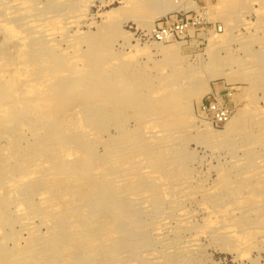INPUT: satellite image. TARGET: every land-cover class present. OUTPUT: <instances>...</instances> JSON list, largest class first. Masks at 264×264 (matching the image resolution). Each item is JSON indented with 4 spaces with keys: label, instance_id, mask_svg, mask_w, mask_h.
<instances>
[{
    "label": "rangeland",
    "instance_id": "1",
    "mask_svg": "<svg viewBox=\"0 0 264 264\" xmlns=\"http://www.w3.org/2000/svg\"><path fill=\"white\" fill-rule=\"evenodd\" d=\"M188 1L156 17L163 0H0V84L17 78L16 89L9 85L7 91L23 99L18 118L0 127V172L7 170L0 204L9 219L0 231L5 264H264V0ZM175 15L186 20L179 37L149 38L152 21ZM4 24L22 34H9ZM53 24L55 39L36 28L51 25V31ZM85 81L102 82V90L94 86L98 96L91 93L92 101L73 111L77 116L44 118L41 109L58 87L69 94ZM211 92L230 93L232 114L225 123H213L200 110ZM233 117L239 119L223 136L204 134V122L222 132ZM65 151L72 154L65 157ZM16 172L31 175L10 189L4 182ZM155 191L162 196L149 194ZM119 211L125 215L101 221ZM158 222L165 223L160 230ZM192 238L193 246L187 242Z\"/></svg>",
    "mask_w": 264,
    "mask_h": 264
},
{
    "label": "bare ground",
    "instance_id": "2",
    "mask_svg": "<svg viewBox=\"0 0 264 264\" xmlns=\"http://www.w3.org/2000/svg\"><path fill=\"white\" fill-rule=\"evenodd\" d=\"M10 1V0H9ZM160 1V0H159ZM162 1V0H161ZM164 2H162V4L160 5V8L158 7V11H157V16L156 17H159V16H162V15H165L166 13H168V12H170V11H173V10H181L182 8H185L186 6H187V2L189 3V1L188 0H163ZM191 1V0H190ZM1 2H2V0H1ZM14 2V1H13ZM18 2V1H17ZM22 2V1H21ZM26 2H27V0H26ZM3 3H5V2H3ZM2 3V4H3ZM19 3H20V1H19ZM8 4V3H7ZM6 4V5H7ZM13 4V3H12ZM24 4H26V3H24ZM28 4V3H27ZM14 5H15V3H14ZM27 6V5H26ZM71 6V5H70ZM80 6V5H79ZM5 7V6H4ZM25 7V6H24ZM6 8V7H5ZM5 8H3L4 10H5ZM7 8H8V6H7ZM13 8V7H12ZM17 8V7H16ZM16 8H13L12 9V12H13V10L14 9H16ZM23 8V7H22ZM32 8V7H31ZM79 8V7H78ZM2 9V10H3ZM9 9H11V7L9 8ZM19 9V8H18ZM72 9V8H71ZM82 9V8H81ZM29 10V9H28ZM27 10V11H28ZM69 10V9H68ZM7 11V10H6ZM70 11V10H69ZM9 12V11H8ZM15 12V11H14ZM24 12V11H23ZM2 13V12H1ZM30 13V12H29ZM40 13V12H39ZM6 14V13H5ZM22 14V13H21ZM24 14H26V13H24ZM36 14V13H35ZM34 14V15H35ZM36 15H41V14H36ZM48 15V14H47ZM1 16V15H0ZM26 16V15H25ZM29 16V15H28ZM41 16H43V15H41ZM49 16V15H48ZM51 16V15H50ZM49 16V17H50ZM6 17V16H5ZM9 17V16H8ZM21 17V16H20ZM23 17V16H22ZM45 17V16H44ZM56 17V16H55ZM1 18V17H0ZM12 18V17H11ZM24 18H26V17H24ZM30 18V17H29ZM39 18V17H38ZM46 18V17H45ZM51 18V17H50ZM54 18V17H53ZM22 19V18H21ZM26 19H28V18H26ZM35 19V18H34ZM34 19H31L32 21L34 20ZM41 19V18H40ZM52 19V18H51ZM56 19V18H55ZM9 20V19H8ZM31 20H29V22H31ZM42 20H44V18L42 19ZM53 20V19H52ZM57 20H58V18H57ZM10 21V20H9ZM11 21H12V19H11ZM17 21V20H16ZM23 21V20H22ZM22 21H21V23H22ZM25 21V20H24ZM35 21V20H34ZM45 21V20H44ZM47 22H48V18H47V20H46ZM51 21V20H50ZM56 20H53L52 21V23H54ZM1 22V21H0ZM29 22H28V25H29ZM59 22H61V21H59ZM153 22V21H152ZM150 23V25H149V30H151L152 29V26H153V24H154V22L153 23ZM7 23V22H6ZM11 23V22H10ZM33 23V24H32ZM31 24L32 25H35V23L34 22H32ZM46 23V22H45ZM49 23V22H48ZM47 23V24H48ZM52 23H51V25H52ZM0 24H2V23H0ZM15 24V23H14ZM19 24V23H18ZM27 24V23H26ZM25 24V25H26ZM50 24V23H49ZM55 24V23H54ZM54 24H53V26H52V29H51V31L50 30H48V28H49V26H51V25H47V28L44 26V25H37V27L36 28H39L38 29V31H39V33L40 32H43V34L45 35V36H49V37H53L52 36V34H53V32H57V31H54V29H57L58 27H56L57 26V24H55L56 26H54ZM63 24V23H62ZM67 24V23H66ZM3 25V24H2ZM5 25V27H6V25L7 24H4ZM11 25V24H10ZM22 25V24H21ZM21 25L19 26V27H21ZM24 25V24H23ZM23 25H22V27H23ZM59 25V24H58ZM18 26V25H17ZM36 26V25H35ZM12 27H13V25H12ZM34 27V26H33ZM54 27H56V28H54ZM62 27V26H61ZM7 29H8V32H10L9 34H12V35H14V36H17V34L18 33H20L21 31H18V29L16 28V27H13V28H11V27H6ZM30 28H32V27H30ZM51 28V27H50ZM49 28V29H50ZM68 28V27H67ZM7 29H5V30H7ZM20 29V28H19ZM59 29H61L60 28V26H59ZM66 29V28H65ZM64 29V30H65ZM23 30H24V28H23ZM26 30V29H25ZM28 30H30L29 28H28ZM35 30V29H34ZM62 31V30H61ZM12 32V33H11ZM37 32V31H36ZM59 33H61V32H59ZM69 33V32H68ZM67 33V35H65L66 37L67 36H69V34ZM22 33H20V35H21ZM57 34V33H56ZM64 34V33H63ZM18 36H19V34H18ZM56 36V35H55ZM10 37V36H9ZM25 38V37H24ZM54 39H55V37H53ZM52 38V39H53ZM71 38V37H70ZM16 39V38H15ZM29 39V38H28ZM45 39V38H44ZM52 39H49V41H51ZM68 39V38H67ZM94 39V38H93ZM99 39V38H98ZM18 40V39H17ZM27 40V39H26ZM25 40V41H26ZM48 40V39H47ZM24 41V42H25ZM30 41V40H29ZM32 41V40H31ZM44 41V40H43ZM48 41V42H49ZM59 41V40H58ZM65 41H67V40H65ZM21 42V41H20ZM40 42V41H39ZM52 42H54V41H52ZM62 42V41H61ZM60 42V43H61ZM32 43V42H31ZM41 43V42H40ZM44 43H46V42H44ZM72 42H70V44H71ZM91 42H89V44H90ZM178 43V42H177ZM22 44H23V42H22ZM25 44V43H24ZM24 44H23V46H24ZM47 44V43H46ZM69 44V43H68ZM27 45H29V44H27ZM61 45V44H60ZM154 45H156V44H154ZM21 46V45H20ZM46 47H47V45H45ZM57 46V45H56ZM62 46V45H61ZM69 46V45H68ZM67 46V47H68ZM90 46H92V45H90ZM99 46V49H100V45H98ZM162 47V45H156V47ZM55 47V46H54ZM165 46H163V48H164ZM48 48V47H47ZM69 48H71V47H69ZM91 48V47H90ZM95 48V47H94ZM158 48V49H159ZM163 48L161 49V50H163ZM56 49H57V47H56ZM92 49V48H91ZM90 49V50H91ZM38 50V49H37ZM165 50H166V47H165ZM40 51V50H39ZM41 51H43V50H41ZM64 51V50H63ZM68 51V50H67ZM159 51H160V49H159ZM158 51V52H159ZM164 51V50H163ZM162 51V52H163ZM166 51H168V50H166ZM165 51V52H166ZM83 52V51H82ZM95 52V51H94ZM96 52H98L99 53V50L98 51H96ZM161 52V53H162ZM32 53V52H31ZM37 53V52H36ZM42 53V52H41ZM43 54H44V52H43ZM47 54V53H46ZM76 54V53H75ZM79 54V53H78ZM52 55V54H51ZM54 55V54H53ZM67 55V54H66ZM65 55V56H66ZM69 55V54H68ZM70 55H72V54H70ZM100 55V54H99ZM40 56H41V54H40ZM80 56H81V53H80ZM79 56V57H80ZM86 56V55H85ZM32 57V56H31ZM30 57V58H31ZM45 57V56H44ZM51 57V56H50ZM67 57H69V56H67ZM71 57H73V56H71ZM70 57V58H71ZM82 57H84L83 55H82ZM33 58V57H32ZM40 58V57H39ZM66 58V57H65ZM69 58V59H70ZM88 58V57H87ZM99 58V57H98ZM18 59V58H17ZM16 59V60H17ZM20 60H21V57L19 58ZM45 60H46V58H44ZM44 59H43V61H44ZM69 59L67 60V62L69 61ZM75 59H77V58H75ZM81 58H79V60H80ZM83 59V58H82ZM85 59V58H84ZM1 60V59H0ZM19 60V61H20ZM42 60V59H41ZM41 60H39V61H41ZM50 60V59H49ZM66 60V59H65ZM90 61H91V58L89 59ZM36 61V60H35ZM34 61V62H35ZM43 61H41V62H43ZM51 61H52V59H51ZM55 61V60H54ZM73 61V60H72ZM82 61H84V60H82ZM86 61H87V59H86ZM85 61V62H86ZM97 61H98V59H97ZM34 62H32V63H34ZM45 63H46V61H44ZM59 62V61H58ZM66 62V61H65ZM85 62H83L84 64H85ZM99 62H100V60H99ZM1 63V62H0ZM20 62H18V64H19ZM26 63V62H25ZM27 63H28V60H27ZM51 63H53V61L51 62ZM78 63V62H77ZM82 63V64H83ZM4 64V63H3ZM6 64V63H5ZM4 64V65H5ZM16 64V63H15ZM21 64V63H20ZM20 64H19V66H20ZM24 64V63H23ZM23 64H21V65H23ZM31 64V63H30ZM68 64V63H67ZM74 64H76V63H74ZM73 64V65H74ZM83 64V65H84ZM94 64V63H93ZM27 65V64H26ZM29 65V64H28ZM33 65V64H32ZM48 65V64H47ZM52 65V64H51ZM77 65V64H76ZM88 65V64H87ZM86 65V66H87ZM13 66V65H12ZM15 66V65H14ZM17 66V65H16ZM19 66H17V67H19ZM63 66H64V63H63ZM91 66H92V64H91ZM93 66H95V65H93ZM0 67H1V65H0ZM5 66H3V68H2V70L4 69H6V68H4ZM8 67V66H7ZM17 67H15V69L17 68ZM33 67V66H32ZM35 67L36 68H38L36 65H35ZM34 67V68H35ZM44 67V66H43ZM46 67H48V66H46ZM66 66H64V68H65ZM68 67V66H67ZM69 67H71V66H69ZM89 67V66H88ZM20 68V67H19ZM22 68H23V66H22ZM35 68V69H36ZM50 68V67H49ZM52 68V67H51ZM55 68V67H54ZM61 68V67H60ZM82 68V67H81ZM92 68H94V70H97L96 68H97V66H95V67H92ZM1 69V68H0ZM39 69V68H38ZM38 69H36V70H38ZM67 69V68H66ZM69 69V68H68ZM73 69H74V66H73ZM72 69V70H73ZM77 69V68H76ZM3 70V71H4ZM20 69H18V71H19ZM33 71H34V69H32ZM41 70V69H40ZM99 71H100V69H98ZM97 70V71H98ZM1 71V70H0ZM1 72V75H2V73H4V72ZM8 71H9V68H8ZM39 71V70H38ZM37 71V72H38ZM42 71V70H41ZM43 71H45V69H43ZM46 71H48V70H46ZM53 71V70H52ZM55 71V70H54ZM82 71V70H81ZM80 71V72H81ZM84 71H86V70H84ZM6 72V71H5ZM13 72V71H12ZM11 72V73H12ZM49 72V71H48ZM71 72H73V71H71ZM11 73H9V74H11ZM19 73H20V71H19ZM29 73V72H28ZM43 73V72H42ZM46 73V72H45ZM60 73V72H59ZM61 73H63V72H61ZM75 73V72H74ZM82 73H83V71H82ZM96 73V72H95ZM6 74V73H5ZM30 74H32V73H30ZM38 74V73H37ZM37 74H35L34 73V75H37ZM50 74V73H49ZM84 74V73H83ZM6 75H8V74H6ZM20 76H21V73L19 74ZM39 75H41V74H39ZM42 75H44V74H42ZM46 75V74H45ZM44 75V76H45ZM70 75V74H69ZM72 75V74H71ZM95 75V74H94ZM9 76V75H8ZM18 76V75H17ZM38 76V75H37ZM36 76V77H37ZM49 76H51V74L49 75ZM53 76V75H52ZM62 76H65V75H61V77ZM90 76H92L91 74H90ZM89 76V77H90ZM97 76V75H96ZM14 77V76H13ZM88 77V78H89ZM93 77V76H92ZM98 77H100V76H98ZM1 78V77H0ZM19 78H23V77H19ZM27 78V77H26ZM29 78V77H28ZM32 78H34V77H32ZM38 78V77H37ZM43 78V77H42ZM49 78V77H48ZM55 78V77H54ZM81 78H83L82 76H81ZM88 78H87V80H88ZM94 78V77H93ZM25 79V78H24ZM24 79L22 80V81H24ZM30 79V78H29ZM47 79V78H46ZM50 79V78H49ZM49 79H47V81L49 80ZM65 79H67L66 77H65ZM64 79V80H65ZM99 79V78H98ZM11 80H13L11 83H7L6 85L5 84H0V127L2 126V125H8V123H9V121L11 120V119H14L15 120V117H16V119L18 118V115H19V113H20V110H21V108H20V102H21V99H22V97H20V98H18V97H15V99H12L11 97L12 96H9V94L10 93H8V87H9V85L12 87V89H16L15 87H17V83L20 81H18L17 80V78H14V79H11ZM28 80V79H27ZM31 80V79H30ZM37 80V79H36ZM43 80H44V78H43ZM55 80V79H54ZM75 80V79H74ZM32 82L34 81V80H31ZM30 81V82H31ZM56 81V80H55ZM59 81V80H58ZM61 81H62V78H61ZM66 81V80H65ZM92 81V80H91ZM96 81V80H95ZM95 81H93V82H95ZM98 81V80H97ZM96 81V82H97ZM99 81H100V79H99ZM98 81V82H99ZM109 81V80H108ZM114 81V80H113ZM115 81H116V79H115ZM125 81H127V80H125ZM1 82V81H0ZM5 82V81H4ZM41 82H43V81H41ZM46 82V81H45ZM86 83V81H85V85L82 87V88H78L77 90H75L74 92H70L69 91V94H65L64 93V87L63 88H59L58 87V89L57 88H55V86L53 87L52 85V87L53 88H55V89H57L56 91V94L54 93V94H51V96L52 97H44V95H42V94H44L43 92L42 93H38L40 90L38 89V88H41L42 89V87L40 86V85H38L37 83H39L40 84V81L39 80H37V85L38 86H36V84H34L36 87H38V88H36V89H38L39 91H37V94H41L45 99L47 98H49L48 99V101H47V103H46V105H44V103H40L41 101H40V96H38V98H35V102H37L38 103V101H40L39 103L41 104V105H44V107L45 108H42L41 109V111H42V115L44 116V118H45V116L47 117V115L48 116H57L58 117V115H64L66 118L67 117H70L71 115H73L74 114V112L73 111H76L77 110V108L78 107H83V106H81L85 101L88 103V102H90V100L92 101V98H94V96L92 97L91 95H94L95 93H94V91H96V90H94V91H92V89L94 88V86H96L94 83ZM95 82V83H96ZM22 83V82H21ZM73 83V82H72ZM71 83V84H72ZM83 83H81V85H83ZM25 84H27V82L25 83ZM25 84H23V86H25ZM76 84V83H75ZM77 84H78V82H77ZM97 84V83H96ZM20 85V84H19ZM28 85V84H27ZM26 85V86H27ZM33 85V86H34ZM43 85V84H42ZM66 85V84H65ZM104 85V84H103ZM129 85V84H128ZM21 86V89H22V84L20 85ZM25 86V87H26ZM76 86V85H75ZM79 86V85H78ZM110 86V85H109ZM31 88L32 86H27L26 88ZM71 87V86H70ZM101 87H102V82L99 84V85H97L96 87H95V89L96 88H98V89H100V90H102L101 89ZM25 88V89H26ZM32 88H34V87H32ZM34 88V89H35ZM67 88H69V87H67ZM72 88V87H71ZM73 88H74V86H73ZM112 88V87H111ZM115 89H116V87H114ZM120 88V87H119ZM130 88V87H129ZM19 89V88H18ZM34 89H32V91L31 90H29V91H31V92H33V90ZM44 89V88H43ZM42 89V90H43ZM75 89V88H74ZM115 89H113V90H115ZM27 89H26V91H28ZM67 90H70V88L69 89H67ZM66 90V91H67ZM104 90H106V89H104ZM112 90V89H111ZM110 90V91H111ZM112 90V91H113ZM117 90V89H116ZM15 91V90H14ZM28 91V92H29ZM44 91L46 92V88L44 89ZM49 91V90H48ZM102 92V91H101ZM109 92V91H108ZM113 92H115V91H113ZM30 93V92H29ZM91 93H94V94H91ZM106 93V92H105ZM112 94V92H109L108 93V95L107 96H109V94ZM116 93H118V92H116ZM201 95L199 96V97H201L202 96V93L203 92H199ZM82 94V95H81ZM114 94V93H113ZM112 94V95H113ZM118 94H120V92L118 93ZM118 94L116 95V96H118ZM32 95H33V93H32ZM31 95V96H32ZM35 95V94H34ZM47 95V94H46ZM48 95H50V94H48ZM55 97H54V96ZM95 95H97V94H95ZM17 96V95H16ZM98 96V95H97ZM116 96H115V98H116ZM92 97V98H91ZM123 97H124V95H123ZM25 98H27L26 96H25ZM44 98L42 99V101L44 100ZM46 99V100H47ZM111 99V98H110ZM113 99H114V96H113ZM119 99H120V97L118 96L117 97V102L119 101ZM23 100V99H22ZM94 100V99H93ZM96 100V99H95ZM94 100V101H95ZM122 100V98L120 99V101ZM26 101V100H25ZM34 102V103H35ZM44 102V101H43ZM31 103V102H30ZM29 103V104H30ZM119 103V102H118ZM25 104V103H24ZM28 104V105H29ZM33 104V103H32ZM36 104V103H35ZM34 104V105H35ZM86 105V104H85ZM85 105H84V107H85ZM95 105V104H94ZM24 106V105H23ZM30 106V105H29ZM33 106V105H32ZM36 106V105H35ZM39 106V105H38ZM93 106V105H92ZM40 107V106H39ZM20 108V109H19ZM33 107H31V109H32ZM94 108V107H93ZM36 109V108H35ZM38 109V108H37ZM40 109V108H39ZM81 109V108H80ZM79 110V109H78ZM86 110V109H85ZM40 111V112H41ZM94 111V110H93ZM22 112H23V110H22ZM26 112H27V110H26ZM32 112H34V110L32 111ZM39 112V111H38ZM81 112H84V110H81ZM44 113V114H43ZM60 113V114H59ZM88 113V112H87ZM36 114V113H35ZM38 114V113H37ZM79 114V113H78ZM41 114H39V116H40ZM75 115V114H74ZM88 115V114H87ZM38 116V115H37ZM39 116H38V118H39ZM42 116V117H43ZM75 116H77V113H76V115ZM75 116H72V117H75ZM21 117H23V116H20L19 118H21ZM55 118V117H54ZM46 119V118H45ZM50 118H48L47 120H49ZM76 119V118H75ZM235 118L233 117L232 118V120L231 121H229L228 123H227V125H226V128L224 129V131H222V132H215L216 130H212L211 128H210V126H209V124L207 123V122H204L203 123V126H204V128L205 129H203V132H204V134H206L208 137H210L211 136V138L212 137H217L218 135H220V136H223V134L225 133V132H227L228 133V130L230 129H232V125H233V123H234V121H237L236 119L234 120ZM42 120V119H41ZM19 121V120H18ZM21 121H22V119H21ZM52 121V120H51ZM58 122L56 123L54 120L52 121V123H56L57 125H58V123H59V120H57ZM63 122V120H60V123H62ZM67 120H65V122H66ZM11 122H12V120H11ZM37 122V121H36ZM18 123V122H17ZM21 123V122H20ZM23 123V122H22ZM40 123V122H39ZM44 123V121L42 122V124ZM51 123V124H52ZM59 123V124H60ZM72 123H73V121H72ZM25 124V123H24ZM37 124V123H36ZM41 124V125H42ZM44 124H47V122H45ZM50 124V122L47 124V125H49ZM65 124V123H64ZM41 125H39L40 127H41ZM61 125V124H60ZM101 125V124H100ZM11 126V125H10ZM37 126V125H36ZM234 126V125H233ZM5 127H7V126H5ZM50 127V126H49ZM231 127V128H230ZM47 128V127H46ZM55 128H56V125H55ZM55 128H54V130H55ZM64 128H66V129H68L67 127H63V129ZM235 128V127H234ZM6 129V128H5ZM9 129V128H8ZM14 129V128H13ZM12 129V130H13ZM22 129V128H21ZM28 129V128H27ZM26 129V130H27ZM30 129V128H29ZM61 130H62V128H60ZM56 130H57V128H56ZM5 131V130H4ZM33 131H34V129H33ZM40 131V130H39ZM52 131V130H51ZM57 131H59V129L57 130ZM19 132V131H18ZM35 133V132H34ZM230 133V132H229ZM18 134V133H17ZM53 134L54 133H52L51 135L53 136ZM226 134V133H225ZM20 134H18V137H20L19 136ZM51 135H50V137H51ZM62 135V134H61ZM64 135V134H63ZM11 136V135H10ZM228 136V135H227ZM63 137V136H62ZM66 137V136H65ZM16 138H17V136H16ZM53 138V137H52ZM1 139V138H0ZM40 139V138H39ZM41 139H42V137H41ZM49 139V138H48ZM66 139V138H65ZM7 140V139H6ZM44 140V139H43ZM42 141V140H41ZM49 141V140H48ZM9 142V141H8ZM11 142V141H10ZM13 142V141H12ZM61 142V141H60ZM44 144H46V143H44ZM44 144H42V145H44ZM18 145V144H17ZM38 146V145H37ZM39 149V148H38ZM17 150V149H16ZM40 150H42V148L40 149ZM58 151V150H57ZM18 152V151H17ZM19 153V152H18ZM37 153V152H36ZM72 153H70V152H68V151H65L64 152V156L65 157H69V155H71ZM63 155V154H62ZM255 156H257V155H255ZM257 158V157H256ZM22 161V160H21ZM258 163V162H257ZM24 164V163H23ZM34 165V164H33ZM73 167V166H72ZM25 169H27V168H25ZM24 169V170H25ZM23 170V171H24ZM29 170V169H28ZM72 170V169H71ZM6 171L7 170H4V171H1L0 173H1V177L3 176V175H5L6 174ZM9 171V170H8ZM16 171H17V169H16ZM20 171V170H19ZM262 171H264V170H262ZM47 172V171H46ZM49 173V172H48ZM260 173V172H259ZM14 174V173H13ZM16 174L17 175H15V178H13V177H11V178H6V182H4L6 185H8L7 187H9L10 189L12 188V186H16L15 185V183L17 182H20V181H22V180H19V179H22V178H25V180H26V178L28 177V176H30L31 174H29L27 177H25V175H24V177H23V174L21 173V172H19V173H17L16 172ZM18 174H20V175H18ZM24 174H26V173H24ZM101 174V173H100ZM36 175V174H35ZM39 175V174H38ZM102 175V174H101ZM11 176H13L12 174H11ZM41 176V175H40ZM131 176V175H130ZM262 176V175H261ZM5 177V176H4ZM10 177V176H9ZM34 177V176H33ZM36 177V176H35ZM117 177V176H116ZM16 178H18V179H16ZM29 178V177H28ZM52 178V177H51ZM1 179H3V177L2 178H0V181H1ZM41 179V178H40ZM98 179V178H97ZM111 179V178H110ZM115 180V178L112 180V182ZM117 180V179H116ZM121 180V179H120ZM185 180V179H184ZM263 180V179H262ZM181 181V180H180ZM7 182H8V184H7ZM110 182V181H109ZM116 182V181H115ZM118 182V181H117ZM261 182V181H260ZM2 183V182H1ZM24 183V182H23ZM94 183V182H93ZM55 184V183H54ZM63 184V183H62ZM182 184V183H181ZM18 185H19V183H18ZM70 185V184H69ZM112 185V184H111ZM183 185V184H182ZM60 186V185H59ZM64 186L67 188L66 190L68 191V192H76V194H78V191H77V188H74L72 185H70V186H72V187H69V189H68V186H66L65 184H64ZM64 187V188H65ZM0 188H2V187H0ZM32 188V187H31ZM36 188V187H35ZM62 188V187H61ZM80 188V187H79ZM78 188V189H79ZM177 188H179V187H177ZM184 188V187H183ZM8 189V188H7ZM27 189V188H26ZM112 189V188H111ZM148 189V188H147ZM32 190V189H31ZM35 190V189H34ZM105 190V188L103 189V191ZM38 191H40V190H38ZM112 191V190H111ZM261 191H263V190H261ZM99 192V191H98ZM121 192V191H120ZM125 192V191H124ZM154 192V191H153ZM155 192H157V191H155ZM103 192L101 191L100 192V194H102ZM110 193V195H111V192H108L107 193V195H106V193H103V194H105L107 197H108V194ZM122 193V192H121ZM82 194V193H81ZM97 194H99V193H97ZM113 192H112V195H111V197L113 196ZM135 194V193H134ZM149 194H151L152 196H157V197H159V195L161 194V196H162V193L161 192H157V193H149ZM43 195H44V193H43ZM110 195H109V197H110ZM167 195V194H166ZM258 195H260V194H258ZM80 196V195H79ZM99 196V195H98ZM101 196V195H100ZM150 196V195H149ZM26 197V196H25ZM36 197V196H35ZM80 197H83V195L82 196H80ZM118 197V196H117ZM258 197V196H257ZM263 197V196H262ZM32 198V197H31ZM44 198V197H43ZM102 198H106V197H102ZM114 199V198H113ZM113 199H112V202H113ZM41 201H42V199H40ZM48 200H50V199H48ZM79 200V199H78ZM77 200V201H78ZM107 200V199H106ZM13 201V200H12ZM40 201V202H41ZM52 201H53V199H52ZM109 201V200H108ZM116 200H114V202H115ZM158 201V200H157ZM263 201V200H262ZM55 202H57V201H55ZM100 202V201H99ZM112 202H111V204L109 205L110 207H113V204H112ZM44 203H46V202H44ZM53 203V202H52ZM58 203V202H57ZM57 203L55 204L54 203V205H57ZM78 203H80V202H78ZM158 203H160V202H158ZM19 204V203H18ZM32 204V203H31ZM22 205V204H21ZM20 205V206H21ZM30 205V204H29ZM53 205V206H54ZM81 205V204H80ZM102 205V204H101ZM108 205V204H107ZM112 205V206H111ZM115 205V204H114ZM158 205V204H157ZM5 205H1L0 204V219L2 220L1 222H0V231H2V229H3V227H4V224H6L7 225V220L9 221V219L7 218V216H5V207H4ZM18 206V205H17ZM24 206V205H23ZM31 206V205H30ZM46 206V205H45ZM48 206V205H47ZM46 206V207H47ZM52 206V204L50 205V207ZM14 207V206H13ZM59 207V206H58ZM86 207V206H85ZM115 207V206H114ZM163 207V206H162ZM168 207V206H167ZM24 208V207H23ZM45 208V207H44ZM53 208V207H52ZM105 208V207H104ZM103 208V209H104ZM22 209V208H21ZM30 209V208H29ZM54 209H56V207L54 208ZM100 209V208H99ZM18 210V209H17ZM111 210V209H110ZM122 210V209H121ZM19 211V210H18ZM23 211V209L21 210V212ZM33 211V210H32ZM106 211V210H105ZM112 211H113V208H112ZM115 211V210H114ZM181 212H180V215H181V217H182V219L185 217L184 216V214H186L184 211H182V210H180ZM127 212V211H126ZM24 213V212H23ZM27 213V212H26ZM115 213V212H114ZM193 213V212H192ZM7 214V213H6ZM22 214V213H21ZM109 214H110V212H109ZM124 214V213H123ZM122 214V212L121 211H119L116 215H114V216H112L110 219H108V221H103V220H101L103 223H108L111 219H116V218H119V216H121V215H123ZM25 215V214H24ZM108 215V214H107ZM106 215V216H107ZM125 215V214H124ZM15 216V215H14ZM109 216V215H108ZM187 216V215H186ZM26 217V216H25ZM28 217V216H27ZM188 217H189V215H188ZM258 217H260V216H258ZM23 218H24V216H23ZM104 218V217H103ZM123 218V217H122ZM11 219V218H10ZM121 219V218H120ZM127 219V218H126ZM165 219V218H164ZM181 219V218H180ZM187 219H189V218H187ZM258 219V218H257ZM25 220V219H24ZM31 220V219H30ZM106 220V219H105ZM185 220V219H184ZM10 221H12V220H10ZM27 221V220H26ZM163 221V220H162ZM258 221V220H257ZM262 221V220H261ZM142 222V221H141ZM186 222V221H185ZM27 223V222H26ZM29 223V222H28ZM159 223V222H158ZM183 223V222H182ZM109 224V223H108ZM160 224V225H159ZM158 224V226H157V229L158 230H160L161 228H163L164 227V224L165 223H159ZM157 225V224H156ZM223 225V224H222ZM11 226V225H10ZM12 226H13V224H12ZM25 226V225H24ZM220 226V225H219ZM9 227V226H8ZM28 227V226H27ZM93 227V226H92ZM111 228V227H110ZM166 228V227H165ZM182 228V227H181ZM225 228V227H224ZM224 228H223V230H224ZM115 228H111L110 230L108 229V231L107 232H109L110 234H112L113 235V232L116 230H114ZM147 229V228H146ZM221 229V228H220ZM106 231V230H105ZM4 232V231H3ZM107 232H105V233H107ZM1 233V232H0ZM8 233V232H7ZM17 233V232H16ZM82 233H84V232H82ZM99 233V232H98ZM105 233H104V235H105ZM144 233H145V231H144ZM86 234H88V233H86ZM139 234V233H138ZM137 234V235H138ZM146 234V233H145ZM55 235V234H54ZM107 236V235H106ZM105 236V239H107L108 237H106ZM138 236H141V235H138ZM143 236V235H142ZM83 237H85V236H83ZM104 237V236H103ZM109 237H111L110 235H109ZM55 238V237H54ZM64 238V237H63ZM140 238V237H139ZM142 238V237H141ZM195 238V237H194ZM198 238V237H197ZM16 240V239H15ZM139 240V239H138ZM188 241L187 242H189V244H191L192 246H193V244L196 242H194V240H197V239H194L193 240V238L191 239V240H189V239H187ZM2 241H4V240H2ZM59 241V240H58ZM62 241H64V240H62ZM103 241H105V240H103ZM142 241V240H141ZM146 241H148V240H146ZM145 241V242H146ZM8 242V241H7ZM38 242V241H37ZM36 242V243H37ZM194 242V243H193ZM142 243V242H141ZM81 244V243H80ZM130 244V243H129ZM129 244H128V246H129ZM188 244V245H189ZM148 245V244H147ZM186 245V244H185ZM3 246V247H2ZM38 246V245H37ZM36 246V247H37ZM48 246H49V244H48ZM53 246V245H52ZM54 246H55V244H54ZM84 246H86V245H84ZM195 246V245H194ZM32 247V246H31ZM87 247H88V245H87ZM86 247V248H87ZM127 247V246H126ZM125 247V248H126ZM188 247V246H187ZM3 248H5V246L4 245H2V242L0 241V264H5L4 262H5V256H6V253L4 252V250H3ZM7 248V247H6ZM84 248V247H83ZM128 248V247H127ZM133 248V247H132ZM137 248V247H136ZM139 248V247H138ZM144 248V247H143ZM193 248V247H192ZM35 249V248H34ZM41 249V248H40ZM81 249V248H80ZM89 249H91L90 247H89ZM88 249V250H89ZM135 249V248H134ZM8 250V249H7ZM25 250V249H24ZM36 250V249H35ZM50 250V249H49ZM56 250V249H55ZM61 250V249H60ZM117 250V249H116ZM133 250V249H132ZM144 250V249H143ZM42 251V250H41ZM58 251V250H57ZM70 251V250H69ZM90 251V250H89ZM114 251V250H113ZM120 251V250H119ZM130 251V250H129ZM7 252V251H6ZM9 252V251H8ZM46 252V251H45ZM59 252V251H58ZM63 252V251H62ZM66 252H68V251H66ZM115 252V251H114ZM127 252V251H126ZM38 253V252H37ZM36 253V254H37ZM54 253V252H53ZM60 253V252H59ZM71 253V252H70ZM39 254V253H38ZM42 254V253H41ZM44 254V253H43ZM58 254V253H57ZM61 254V253H60ZM63 254V253H62ZM69 254V253H68ZM9 255V254H8ZM33 255V254H32ZM44 255H46V254H44ZM100 255H101V253H100ZM12 256V255H11ZM17 256V255H16ZM24 256H26V254H24ZM34 256H35V254H34ZM33 256V257H34ZM48 256V255H47ZM54 256V255H53ZM56 256V255H55ZM32 257V256H31ZM41 257H44V256H40V258ZM94 257V256H93ZM149 257V256H148ZM29 258H30V256H29ZM39 258V257H38ZM39 258V259H40ZM50 258V257H49ZM56 258V257H55ZM104 258V257H103ZM129 258V257H128ZM26 259H28V258H26ZM66 259V258H65ZM93 259V258H92ZM146 259H148V258H146ZM150 259V258H149ZM152 259H154V260H156L155 258H152ZM18 260V259H17ZM36 260V259H35ZM52 260V259H51ZM55 259H53V261H54ZM61 260H63V259H60V262H61ZM95 260H97V259H94V261ZM20 261H21V259H20ZM49 261H50V259H49ZM56 261V260H55ZM98 261V260H97ZM121 261V260H120ZM160 261V260H159ZM27 262V261H26ZM43 262V261H42ZM90 262V261H89ZM154 262V261H153ZM7 263H9V262H7ZM24 263V262H23ZM50 263V262H49ZM93 263V262H92ZM98 263V262H97ZM150 263V262H149ZM155 263V262H154ZM153 263V264H154ZM164 263V262H163ZM18 264V263H17ZM19 264H21V263H19ZM34 264V263H33ZM44 264H45V262H44ZM87 264V263H86ZM91 264V263H90ZM160 264H161V261H160Z\"/></svg>",
    "mask_w": 264,
    "mask_h": 264
},
{
    "label": "built area",
    "instance_id": "3",
    "mask_svg": "<svg viewBox=\"0 0 264 264\" xmlns=\"http://www.w3.org/2000/svg\"><path fill=\"white\" fill-rule=\"evenodd\" d=\"M184 18L162 17L148 32L149 38L159 42H169L176 37H179L184 30ZM218 31H222V26H218ZM229 94L220 92H211L200 105V110L203 114L210 116V119L215 124L225 123L229 120L232 114V109L229 106Z\"/></svg>",
    "mask_w": 264,
    "mask_h": 264
}]
</instances>
